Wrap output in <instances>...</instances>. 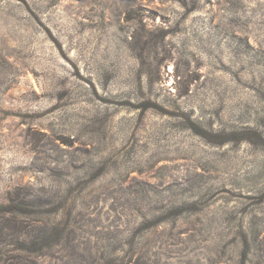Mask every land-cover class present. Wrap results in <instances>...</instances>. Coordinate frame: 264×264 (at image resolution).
Segmentation results:
<instances>
[{"label": "rangeland", "instance_id": "rangeland-1", "mask_svg": "<svg viewBox=\"0 0 264 264\" xmlns=\"http://www.w3.org/2000/svg\"><path fill=\"white\" fill-rule=\"evenodd\" d=\"M0 251L264 264V0H0Z\"/></svg>", "mask_w": 264, "mask_h": 264}, {"label": "trees", "instance_id": "trees-1", "mask_svg": "<svg viewBox=\"0 0 264 264\" xmlns=\"http://www.w3.org/2000/svg\"><path fill=\"white\" fill-rule=\"evenodd\" d=\"M2 209H3V211H6L5 213H9V212H13V211H17L18 213H20L23 211V207L20 205H14L13 206L14 210H11V211H8L7 207H4ZM2 257H3V255L0 251V264H20L22 262L21 258L17 259L15 257H11V258H7V260H4ZM22 264H23V262H22Z\"/></svg>", "mask_w": 264, "mask_h": 264}]
</instances>
